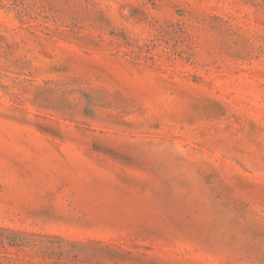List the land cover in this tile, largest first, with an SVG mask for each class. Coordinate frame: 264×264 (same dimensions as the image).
I'll use <instances>...</instances> for the list:
<instances>
[{"label":"rangeland","instance_id":"374dc122","mask_svg":"<svg viewBox=\"0 0 264 264\" xmlns=\"http://www.w3.org/2000/svg\"><path fill=\"white\" fill-rule=\"evenodd\" d=\"M0 264H264V0H0Z\"/></svg>","mask_w":264,"mask_h":264}]
</instances>
